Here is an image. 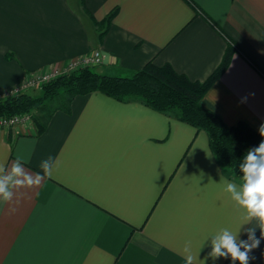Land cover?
<instances>
[{
	"label": "crops",
	"instance_id": "0c3cea01",
	"mask_svg": "<svg viewBox=\"0 0 264 264\" xmlns=\"http://www.w3.org/2000/svg\"><path fill=\"white\" fill-rule=\"evenodd\" d=\"M83 3L88 14L81 0H0V92L95 52L103 75L130 77L152 62L192 82L208 80L229 54L202 105L229 127L259 132L264 0ZM114 12L101 38L95 23ZM40 123L0 128V176L17 159L33 179L44 176L31 187L9 182L12 199L0 197V264H186L189 256L239 264L210 255L224 230L250 249L249 264H264L258 219L225 191L243 181L220 167L204 130L99 92L73 97Z\"/></svg>",
	"mask_w": 264,
	"mask_h": 264
},
{
	"label": "trees",
	"instance_id": "16d2710c",
	"mask_svg": "<svg viewBox=\"0 0 264 264\" xmlns=\"http://www.w3.org/2000/svg\"><path fill=\"white\" fill-rule=\"evenodd\" d=\"M82 4L88 14L83 0ZM115 14L111 13L104 21L95 24L107 30ZM105 30L100 33L101 38ZM229 64L230 55L227 54L205 82H192L170 65L159 68L152 62L130 77L107 76L95 71L94 67H83L44 84L38 97L26 92L0 101V116L31 115L41 125L42 119L35 117V113L45 110L49 102L61 95L66 96V103L77 95L94 92L119 101H140L158 112L173 115L198 130H204L220 167L242 180L241 165L247 152H254L264 137L244 122L227 126L219 115L202 105L203 97Z\"/></svg>",
	"mask_w": 264,
	"mask_h": 264
},
{
	"label": "clouds",
	"instance_id": "9594fccd",
	"mask_svg": "<svg viewBox=\"0 0 264 264\" xmlns=\"http://www.w3.org/2000/svg\"><path fill=\"white\" fill-rule=\"evenodd\" d=\"M254 95V94H253ZM259 134L264 137V123L259 126ZM51 160V157L49 158ZM44 175H51V166L48 161L41 164ZM0 171H3V165L0 164ZM243 173L241 190L237 191L234 183H228L225 189L231 193L232 199L235 200L242 208L247 211L249 218H256L260 223L261 238L264 239V140L259 144L256 150L248 151L244 163L241 165ZM18 177H23L19 179ZM44 176L37 174L35 179L24 172L20 166L19 159L11 166L9 175L0 176V197L5 201L11 200L13 193L9 191V182L15 187L40 185ZM259 240H256L252 247H258ZM240 247H245V251H240ZM224 249L225 251H221ZM248 251L250 249L243 244L237 245L236 237L229 231L224 230L223 234L213 240V251L210 255L215 259L218 257L231 258L232 262L239 261V264H249ZM193 258L187 257L186 264H192Z\"/></svg>",
	"mask_w": 264,
	"mask_h": 264
},
{
	"label": "built area",
	"instance_id": "2783aa9c",
	"mask_svg": "<svg viewBox=\"0 0 264 264\" xmlns=\"http://www.w3.org/2000/svg\"><path fill=\"white\" fill-rule=\"evenodd\" d=\"M103 61V55L100 52H95L90 56H87L83 59L78 61H74L67 65V67L63 69H57L53 72L39 77H32L29 78L24 83L15 86L5 92H0V101L17 96L22 93H26L34 87L43 86L58 77L63 75L69 74L73 71H76L83 67H96L100 65ZM33 122V118L31 115H19V116H12V117H1L0 116V128L1 129H9L15 128L22 125H28Z\"/></svg>",
	"mask_w": 264,
	"mask_h": 264
},
{
	"label": "rangeland",
	"instance_id": "374dc122",
	"mask_svg": "<svg viewBox=\"0 0 264 264\" xmlns=\"http://www.w3.org/2000/svg\"><path fill=\"white\" fill-rule=\"evenodd\" d=\"M81 7L83 8V4H82V0H81ZM84 10V8H83ZM97 30L99 33L103 32L105 30V28H102V27H98L96 24H95ZM44 85V84H43ZM41 86H38V87H34L32 88L31 90H29V95L31 96H34V97H38L42 94V91H41ZM66 96L65 95H61L59 98L55 99L54 101H51L48 103L47 107L45 108V110L41 111V112H36L35 113V117H38V119H44L46 116H48L51 111L58 107V106H64L66 104Z\"/></svg>",
	"mask_w": 264,
	"mask_h": 264
}]
</instances>
